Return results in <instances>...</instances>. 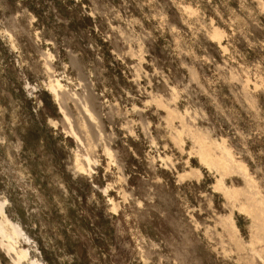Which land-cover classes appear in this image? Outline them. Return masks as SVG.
Returning a JSON list of instances; mask_svg holds the SVG:
<instances>
[{
  "label": "rangeland",
  "instance_id": "obj_1",
  "mask_svg": "<svg viewBox=\"0 0 264 264\" xmlns=\"http://www.w3.org/2000/svg\"><path fill=\"white\" fill-rule=\"evenodd\" d=\"M52 78L64 86L58 99ZM151 94L224 138L264 199V0H0V200L31 238L20 244L31 256L247 264L216 223L231 208L214 188L218 172L199 163L188 134L177 143L181 122ZM59 103L94 143L91 173L75 168L84 144ZM191 167L201 176L184 174ZM224 181L244 186L237 173ZM232 215L248 241L250 218ZM0 264H14L2 249Z\"/></svg>",
  "mask_w": 264,
  "mask_h": 264
},
{
  "label": "bare ground",
  "instance_id": "obj_2",
  "mask_svg": "<svg viewBox=\"0 0 264 264\" xmlns=\"http://www.w3.org/2000/svg\"><path fill=\"white\" fill-rule=\"evenodd\" d=\"M222 34H224L222 30L214 27L211 32V37L212 39L218 38V40H220L223 36ZM47 70H52L49 63L47 64ZM48 86L55 97L59 98V92H62L64 87L63 84L57 78H52L49 80ZM171 92V99H175V93L177 92L174 89ZM151 99L166 109V119L168 121L176 118L181 122L180 128H177L176 132H174V138L177 143L181 144V135L183 133L188 134L192 139L194 152L199 158V163L205 168L210 170L213 169L216 173L218 172L219 177L216 183L213 184L214 188L223 193L221 194L228 200L231 208L229 213L217 216L216 223L221 225L223 230L228 233V238H231L232 241L235 242L238 250L249 254V257H247L248 259L245 258L246 256L243 257L247 260V264H253V262L257 260L264 264V199L261 197L256 182L249 174L244 163L234 158L233 152L226 144L224 138L221 140L214 139L205 129L190 124L191 122L187 118V113L184 115V113L172 107L170 102L164 103V100H162L160 96L151 94ZM83 110L90 119H95L94 114L86 105H84ZM59 112L63 114V118L69 123V132L74 136L75 141L78 142V144H84V146H81L84 152L75 153L74 165L76 170L91 173L93 171V165L98 164V160L94 157L95 155L92 154V151L94 152V143L89 139L88 133L86 138H81V136L78 135L73 128L74 126L70 123V117H68L61 103H59ZM185 117L189 122L186 121ZM79 121V127L82 130H86V119L80 118ZM102 136L103 134L99 133V137L101 138ZM84 142H87V145H85ZM102 148L106 155L110 157L113 156V151L107 145H104ZM230 173L239 174L244 180V186L237 187L227 185L224 179ZM184 174L197 177L201 176L202 173L199 168L191 167L190 170L186 171ZM179 176L183 175L180 174ZM7 204V199L0 200V249L9 254L14 264H44L43 260L31 256L30 247H23L20 245L22 242L30 245L32 241L21 224L8 216L6 212ZM233 210H238L239 213L250 218L251 224L249 223V228L251 234L248 241H244L240 238L238 226L232 215Z\"/></svg>",
  "mask_w": 264,
  "mask_h": 264
}]
</instances>
